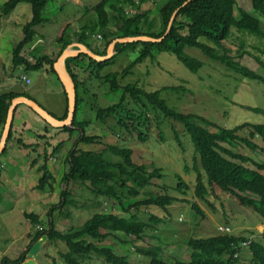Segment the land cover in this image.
Masks as SVG:
<instances>
[{"label":"trees","instance_id":"16d2710c","mask_svg":"<svg viewBox=\"0 0 264 264\" xmlns=\"http://www.w3.org/2000/svg\"><path fill=\"white\" fill-rule=\"evenodd\" d=\"M150 1L106 0L102 5L96 6L98 23L93 28L89 27L84 30L82 34L83 40H85L91 35H95L97 30L101 31L98 35L100 34L105 42L104 49L102 52L92 50L96 55L106 56L109 45L116 39L141 36L154 39L165 37L158 43H118L115 46L114 56L105 62H97L85 54L77 58H68L65 61L66 70L75 84L77 108L73 122L74 128L64 127L61 130L71 137L75 133L80 135L66 158V164L69 167L63 177L66 188L62 192L59 205L52 207L49 211L48 216L51 220L46 227L35 232L30 245L23 254L16 260L3 257L0 259V264H23L34 244L40 242L43 237H47L49 243L65 245L66 250L60 254L63 264H91L95 258L103 260L102 264H134L127 257L116 254L112 247H100L91 240L103 243L114 234L142 240L148 229L163 220L152 216L150 221L146 222L139 220L137 216L129 217L132 209L138 210L141 207L154 206L166 211L168 207L183 201L166 194L159 196L148 194L147 198L136 201L141 194H144L145 189L153 184L154 180H161L162 170L154 169L150 172L147 166L135 164L132 159L134 151L127 141L138 134L137 140L144 143L148 141L149 136L157 131L158 141L165 142L166 137L161 129V120L181 124L184 133L190 137L194 145L193 169L196 173V186L194 199L189 204L196 215L202 219L206 218L199 201L206 202L211 209L215 210L212 201H220L222 195H229L240 207L250 210L258 217L257 224L264 223V165L223 146L226 144L233 148L238 142H241L252 151L264 153V148L258 147L253 142L256 135L262 137L264 141V125L243 124L232 130H227L201 116L179 113L162 99L161 95L166 91L177 95L186 94L188 89L184 86L147 91L138 83L128 85L120 83V80L132 75L135 66L148 59L155 61L156 55L164 52L174 55L188 70L197 74L203 68L204 63L185 54L186 48H194L244 79L264 85V52L257 49L260 52L259 56L250 55L251 53L245 49V45L242 43L237 51L238 54L233 56V51L224 45V42L232 37L233 30L264 41V23L260 19L264 18V0H252L253 12L238 9V16L236 15L238 6L236 0H165L158 8L160 28L162 29L160 33H157L153 24L150 23V13H140ZM47 3L48 0H8L0 6V19L20 4H28L32 10V20L23 29L24 38L13 51L15 67L24 65L28 70L37 71L48 64L51 66L52 72L55 73V60L42 56L31 63L21 56L25 47L34 41L35 28L44 23L43 13ZM128 9L134 12L131 17L127 15ZM175 12H177L176 16L168 31ZM145 28H151L154 32L148 34L145 32ZM87 30L88 33H86ZM65 36L63 37L66 38ZM68 43L70 42L66 43L61 54L68 47ZM131 49L138 50V57L131 66L120 73L102 74L107 67L115 63L118 54ZM245 56L254 58L260 73L236 62L237 58ZM83 59L88 61L86 71L90 74L85 81L79 80L77 75ZM94 81L104 85L110 94L119 95L117 103L106 108L95 107L96 121L107 126L109 130H111L109 125L113 124L116 128H113L115 132H124L127 136L126 145H108L102 152L77 149L80 144L92 145L101 140L99 136L86 134V128L91 123L81 121L79 116L80 107L85 102L83 96L88 93L87 85ZM65 95L68 98L66 93ZM16 97L17 95L12 93L0 95V124L2 126L6 123L9 108ZM249 109L264 114L263 110ZM67 115L68 109L65 118ZM209 127L215 129L216 132L209 130ZM245 128H248L249 136L241 138L238 133ZM172 132L174 141L183 147L182 136L174 127ZM10 138L11 133L8 140ZM62 144L56 151H59ZM113 159L115 162L112 161ZM250 163L253 168L247 167ZM187 170H189L188 167ZM39 171L42 176L37 189L43 192L55 190L53 186L55 177L51 173L47 161L39 168ZM73 182L83 186L88 184L89 191L96 196L97 200H100L98 197L106 198L116 202L117 205L110 207L114 212H103L101 209L82 226L62 233L56 229L53 213L62 211L67 206H77V202L71 197L69 190L70 184ZM186 188L188 187L181 178L177 190L183 193ZM99 204L95 199L94 207H99ZM95 210L98 211V209ZM25 218L30 221L34 229L42 225L38 215L25 213ZM247 221L248 219L244 220V223ZM225 228H229V232H220L218 228V233L209 238L190 236L185 241L189 253H191L190 260L186 262L182 259L172 262L164 260L162 248L156 245L138 248L137 252L144 257L146 264H241L243 252L238 258H234V254L241 250V243L250 241L248 249L251 253V260L247 264H264V245L260 243V239L256 238V231L255 234H248L254 231L248 232L242 227L241 233H235L231 227ZM262 239H264V234ZM54 263L57 264V262Z\"/></svg>","mask_w":264,"mask_h":264},{"label":"rangeland","instance_id":"374dc122","mask_svg":"<svg viewBox=\"0 0 264 264\" xmlns=\"http://www.w3.org/2000/svg\"><path fill=\"white\" fill-rule=\"evenodd\" d=\"M83 1H85V5L88 7H98L106 0ZM164 1L165 0H151L140 11V13H150V23L153 24L157 33L162 31L160 28L158 8L161 7ZM236 1L238 5L236 8L237 16L239 13L238 9H242L246 12H253L252 0ZM76 5V0H48L47 7L43 13V20L46 22L43 26H39V28H52V31L57 30L63 20L60 8L64 7L65 10L70 11ZM133 14L134 12L131 9L127 10L128 17H131ZM260 19L264 23V18ZM36 30H38V28ZM144 30L148 34L154 32L151 28H145ZM69 31L71 34L75 32L81 36V31L77 29H75V31ZM68 33L66 34V38L68 37ZM98 33H101V31L97 30V32L94 33L95 35L90 36V39L97 38ZM21 38L22 36L15 35L13 38L4 37L2 39L4 56L6 55L5 52L12 50L15 42ZM200 41L205 42L204 40ZM91 43L94 44L93 46L96 51H98V46L103 45V42L99 40ZM242 43H244L245 49L251 53L250 55L259 56L260 52L257 49L264 52V41L250 35L238 33L235 30H233L232 37L224 42V45L226 48L233 51L232 55L234 56L238 54L237 51ZM208 44L213 46L210 43ZM44 45V43L40 44L41 47ZM41 52V54L46 53L45 50H41ZM185 54L204 63L203 68L197 74L188 70L174 55L164 52L157 54L155 61L148 59L142 64L135 66L132 70V75L120 80V83L121 85L138 83L147 91L184 86L188 89L186 94L177 95L166 91L162 93V99L179 113L201 116L227 130H232L243 124L264 125V114L256 113L249 109H260L264 111V85L244 79L242 76L227 69L220 63L207 58L197 49L186 48ZM137 57L138 50H126L120 55L118 54L115 63L107 67L102 74L120 73L131 66ZM236 62L260 73L258 64L251 56L237 58ZM79 77L81 81L87 80L88 74L79 72ZM87 87L88 93L84 94V96L82 95L85 102L80 107L79 116L81 121L91 123V125L86 128V134L89 136H99L101 140L92 145L80 144L77 149L102 152L108 145H126L125 140L127 136L124 132H115L113 130V124L109 125L111 129L109 130L107 126L105 127L100 122L96 121L95 107L106 108L111 106L119 101V95L110 94L109 91L105 89L104 85L98 83V81L88 83ZM42 94L46 96L48 100H52L54 103L56 102V99L52 96L45 95L44 93ZM160 123L161 129L166 137L165 142L158 141L157 131L149 136L148 141L144 143H140L137 140L138 134H135L133 138L127 141L130 148L134 151L132 159L135 164L147 166L150 172L154 169L162 170L161 180H154L153 184L145 189L143 192L144 194H141L136 201L147 198L148 194L158 196L166 194L169 197L178 198L183 201L168 207L166 211L154 206L146 208L141 207L138 210L132 209L128 215L129 217L137 216L139 220L146 222H149L152 216L163 220V222L148 229L142 240L125 237L121 234H114L117 236H110L103 243L91 241L100 247H112L116 253L126 256L134 264H146L144 257L138 254L137 249L143 247L147 248L152 245L162 248V257L166 261L172 262L176 259H182L185 262L189 261L190 254L185 250V241L190 236L193 238L212 237L218 233V228L220 227L224 228L229 226L235 233H241L243 230L248 232L254 231L248 234H255L257 231L262 232L261 234L257 232L256 235H258L260 243L264 245V239H262L264 230L260 228L264 223L257 224L256 220H258V217L250 210L240 207L229 195H222L220 201H212V204L215 205V210L211 209L206 202L199 201L198 203H200V207L206 214V218L202 219L196 215L189 204V202L194 199V190L196 186V173L193 169V158L195 155L194 145L190 137L184 133V128L181 124L170 123L164 120H161ZM173 127L179 132L180 136H182L181 140L184 149L174 141L172 132ZM209 130L216 132L215 129L210 127ZM249 133L248 128H245L241 130L238 135L241 138H246L249 136ZM79 136V133H75V140H72V136V141L68 142L65 147L60 148L59 157L61 156L62 158L60 159L58 157L59 159L55 160L56 165L52 168L55 175L53 186L57 199L54 207L61 202L62 192L66 188V183L63 180L64 175L69 170L66 164V157L72 150L73 143L79 139ZM255 142L264 147L262 137L256 139ZM223 146L234 153L250 157L253 161L264 165V153L252 151L244 143L238 142L233 148L226 144ZM64 150H66L67 153ZM114 160L115 159L112 161ZM250 164H248L247 167L253 168L252 164ZM187 167L189 170H187ZM181 178L188 187L184 189L183 193L177 190ZM88 187V184L86 186L75 182L70 184L69 190L71 192V197L77 202V206H67L62 211H56V213L53 214V220L58 231L66 233L74 228L82 226L101 209L103 212H114L110 207L112 205L116 206L117 203L106 198L98 197L102 202H100L98 208L94 207L95 199L97 200V198L89 191ZM4 191L6 193L1 192L5 193V195L0 194V201L1 198H6L8 195L17 198L14 193H12L11 189L4 188ZM48 194L49 193H47V196ZM95 209H98V211ZM24 210H26V212L30 210L28 201H19L15 211L12 213H0V224H3V226L0 227V249L6 252V249L9 248L8 256L12 258H16L19 253H22L26 242V234L32 229V226L22 215ZM32 211H34L35 214L37 213L35 210ZM247 219L248 221L244 223V220ZM42 220L46 222L47 218L43 216ZM43 224L44 227H46L44 222ZM14 235H17L16 239L13 237ZM65 250L66 247L64 244L60 243L55 245L47 242L44 248L46 252L42 250V253H61ZM242 252L245 253L246 251ZM57 260L61 261L59 257ZM102 261L103 260L95 258L92 264H102ZM38 264L55 263L53 260L43 257L39 260Z\"/></svg>","mask_w":264,"mask_h":264},{"label":"crops","instance_id":"0c3cea01","mask_svg":"<svg viewBox=\"0 0 264 264\" xmlns=\"http://www.w3.org/2000/svg\"><path fill=\"white\" fill-rule=\"evenodd\" d=\"M4 3L5 0H0V6L4 5ZM76 4L77 5L70 11L65 10L64 7H61L62 9L60 8V13L63 17V20L57 30L52 31V28L42 29L43 27L39 28V26H37L35 28L36 35L34 41L25 47L21 53V56L31 63H34L36 61L35 59L41 58L42 56H47L50 59L55 60L56 64L58 61L57 59L60 57V55H62L61 51L67 42L70 43H68V47L66 49H69L72 52L82 51L83 48H86L90 51L93 50L95 52L96 50L94 49V44L91 42L96 40L103 42V45L98 46V52H102L105 42L103 39H97L100 34H97V38H91L93 41L90 38L83 40L82 37L84 30L88 29L89 27L93 28V26L98 23V16L95 10L96 6L88 7L85 5V1L83 0H76ZM31 20L32 10L31 6L28 4L18 5L12 12L1 17L0 19V95L12 93L16 94L17 97H27L38 103L57 120H65L67 118H65V115L66 110L68 109V98H66V91L59 78V74L55 70V64V73L52 72L51 66L48 64H46L41 70L37 71L28 70L24 65L20 67L14 66V48L23 40V29L28 23L31 22ZM45 22L46 21H44V23L40 26H43ZM37 28L38 30H36ZM75 29L81 31V36L75 32L72 34L70 33L69 30L75 31ZM67 33L68 37L64 38L63 36ZM86 33H88V30ZM15 35L22 36V38L17 40L12 47V50L6 51V55L4 56L2 39L4 37L13 38ZM42 43L45 44L43 47L40 46ZM41 50H45L46 53L41 54ZM81 55H78L74 58L80 57ZM64 67L66 69L65 64ZM87 67L88 61L83 59L81 68L78 70L77 74L79 80V72L88 74V77L90 76L89 72L86 71ZM24 77L27 80H30L31 83L28 84L24 80ZM42 93L52 96L56 99V102L54 103V101L48 100ZM4 129L5 125L2 126L0 124V145L2 143ZM10 133L11 138L7 141L6 148L3 153L0 154V194L5 195L6 192L4 191V188H9L17 198L10 195H8L6 198H1L0 213H12L15 211L19 201H28L30 210H28V212L24 210L22 215L25 218V213L35 214V212L32 211L35 210L37 212L35 215H38L42 222L41 226H39L37 229H34L30 221L25 218V220L32 226V229L27 232L26 242L22 253H19L16 258L8 256L9 248L6 249V252L0 249V259L3 257H8L11 260H16L21 256V254H23L28 245H30L35 232L38 229L44 228L43 222L47 226V223H49L51 220L48 216L49 211L52 207H54V205H56L57 199L55 190L43 192L38 191L37 189L38 182L42 176L39 168H41L47 161L49 169L54 175L52 168L56 165L55 160L62 158L61 156L59 157L60 149L59 151H56V149L61 143H63L61 147H65L68 142L72 140L74 141L75 134L73 135L72 139L68 133L63 132L61 128L51 126L32 109L23 104H20L15 110ZM253 142L259 147L264 148L255 141ZM81 150L86 151L84 149ZM64 151L67 153L66 150ZM47 193H49L48 196ZM96 201L99 203L102 202L100 200ZM54 213H56V211ZM43 216L47 218L46 222L42 220ZM2 226L3 224H0V227ZM13 237L16 239L17 235H14ZM46 243L47 241L42 245L39 251V260L45 257L46 259L63 264L60 260H57L58 257L61 259V253H42ZM185 250H187V253H189L187 246H185ZM29 259L30 258L27 256V260ZM39 260L36 261L35 264H38ZM250 260L251 253L249 250H246V252L243 253L241 264H247Z\"/></svg>","mask_w":264,"mask_h":264},{"label":"water","instance_id":"95a60500","mask_svg":"<svg viewBox=\"0 0 264 264\" xmlns=\"http://www.w3.org/2000/svg\"><path fill=\"white\" fill-rule=\"evenodd\" d=\"M176 13L177 12L174 13V15L171 19V22H170L169 27H168V31L170 30V28L172 26V21L174 20ZM163 38L154 39V38L147 37V36H141V37H127V38L116 39L109 45L106 56L96 55L95 53H93L92 51H90L86 48H83L82 51H78V52H72L69 49H66L62 53L61 57L58 59L57 63L55 64V70L59 74V78H60V80H61V82L65 88V91L67 93V97H68V115H67V118L65 120H61V121L57 120L56 118H54L50 113H48L44 108H42L35 101H33L27 97L15 98L12 101V104H11L9 111H8L5 129H4V133H3V139H2V143L0 145V154L3 153V151L6 148V143L8 141V138H9V135L11 132V127H12V123H13V119H14L15 110L17 109V107L20 104L28 106L37 115H39L42 119L47 121L53 127H56V128H64V127L74 128L73 122L75 119V113H76V108H77V95H76L75 84H74L72 78L69 76V73L66 71V69L64 67L65 61L68 58H73V57H76L78 55L85 54L97 62H105L114 56L115 46L118 43L119 44L140 43V42L158 43V42L162 41ZM61 63L63 65V68H64L66 75H63L59 69V65ZM46 241H47V237H43L40 240V242L34 244V246L32 247V249L30 250V252L27 255L30 259L25 261L23 264H35V262L38 261L40 258L39 251H40L42 245Z\"/></svg>","mask_w":264,"mask_h":264},{"label":"built area","instance_id":"2783aa9c","mask_svg":"<svg viewBox=\"0 0 264 264\" xmlns=\"http://www.w3.org/2000/svg\"><path fill=\"white\" fill-rule=\"evenodd\" d=\"M98 39H102V37L99 35L98 36ZM24 80L28 83V84H30L31 83V81L30 80H27L25 77H24ZM219 231L220 232H229V228H223V227H220L219 228ZM250 241H248V242H243V243H241V250L240 251H238L236 254H234V258H238L240 255H241V252L242 251H244L245 249H247L248 247H249V245H250Z\"/></svg>","mask_w":264,"mask_h":264},{"label":"clouds","instance_id":"9594fccd","mask_svg":"<svg viewBox=\"0 0 264 264\" xmlns=\"http://www.w3.org/2000/svg\"><path fill=\"white\" fill-rule=\"evenodd\" d=\"M260 138V136H258V135H256V137L254 138V141L256 140V139H259ZM255 145H257V144H255ZM258 146V145H257ZM260 228H262V230H264V225H262ZM258 232V231H257ZM258 233H262V232H258ZM256 238H258V235H256ZM249 248V247H248ZM246 249V250H249V249Z\"/></svg>","mask_w":264,"mask_h":264},{"label":"bare ground","instance_id":"6f19581e","mask_svg":"<svg viewBox=\"0 0 264 264\" xmlns=\"http://www.w3.org/2000/svg\"><path fill=\"white\" fill-rule=\"evenodd\" d=\"M59 69L63 75H66L62 63L59 65Z\"/></svg>","mask_w":264,"mask_h":264}]
</instances>
